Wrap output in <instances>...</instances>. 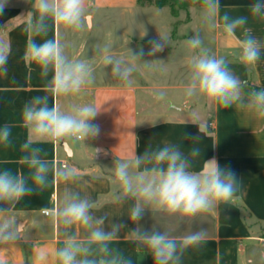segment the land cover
<instances>
[{
	"label": "crops",
	"instance_id": "0c3cea01",
	"mask_svg": "<svg viewBox=\"0 0 264 264\" xmlns=\"http://www.w3.org/2000/svg\"><path fill=\"white\" fill-rule=\"evenodd\" d=\"M99 3L113 2L98 0ZM104 1V2H103ZM134 1V0H133ZM189 14L187 22H201V0H180ZM255 0H220L219 15L246 16L245 27L264 45V19L254 17L249 6ZM34 0H7L0 13V45L9 50L7 74H0V128L7 125L11 136L7 143L0 142V170L11 169L16 174H26L27 166L22 146L29 140L30 133L23 116V109L33 97L48 96L49 106L61 110L60 95L48 91L52 78L50 71L42 77L39 66L26 59L28 45L33 40L59 41L60 26L50 28L45 37L38 38L29 28L33 19ZM214 30L215 51L224 58L233 73L245 82L244 93L253 90L252 83L264 85V48L260 59L245 64L240 59L241 31L228 35L217 24ZM64 108V106L62 107ZM201 125V130H199ZM183 136L199 137L195 142ZM116 141V139L114 140ZM124 150L117 154L97 153L87 142V152L77 154L68 139L60 142H45L39 146L44 158L50 162L49 185L36 189L22 198L13 211L18 223L26 224L24 234L13 242L0 244V264H56V250L65 241L63 226L56 217L66 189L79 192L82 197L94 202V216H107L105 231L112 224H122L118 240L112 245L130 258L132 264H155L147 249L139 245L131 235L137 227L142 232L167 231L177 240L190 233L203 230L202 241L185 249L181 264H264V117L252 110L233 105L224 108L212 103L210 111L201 116L184 117L181 113H169L160 119L137 125L127 140ZM166 143L180 144L186 153L199 147L200 156L192 159L194 171L203 170L205 163L215 159L221 168L231 169L238 177L239 188L232 199L220 203L214 210L201 213L194 218L181 220L163 211L146 209L135 223L129 219L133 201H117V188L112 182L111 168L116 158L141 155L149 146L162 147ZM70 145L71 153L67 150ZM60 145L65 156H60ZM65 163L66 166H63ZM62 169H71L74 178L65 183L56 176ZM0 207H7L0 205ZM45 210H49L46 214ZM73 231L78 238L84 232L79 226Z\"/></svg>",
	"mask_w": 264,
	"mask_h": 264
},
{
	"label": "clouds",
	"instance_id": "9594fccd",
	"mask_svg": "<svg viewBox=\"0 0 264 264\" xmlns=\"http://www.w3.org/2000/svg\"><path fill=\"white\" fill-rule=\"evenodd\" d=\"M6 3L7 0H0V13ZM33 9L29 28L38 38L47 35L50 22L52 27L63 26L72 30L90 27L86 0H34ZM219 9L220 0H201L203 23L213 28L219 23L228 35L242 30L240 59L245 64L257 62L264 45L245 27L248 17H233L227 12L221 16ZM249 9L252 16L264 19V0H255ZM151 43L149 56L162 51L166 45L161 37L159 41ZM187 47L191 53L185 85L187 97L205 98L224 108L238 105L264 117V89H253L245 94V82L233 73L224 58L216 57L203 46L198 32L188 39ZM101 51L104 53V68L111 66L112 78L125 84L131 83V76L136 70L134 62H150L141 61L143 50L139 55L128 51L131 61L111 55L109 46ZM8 54L9 50L0 45V74L3 75L8 71ZM26 59L39 66L42 77L52 72L48 91L53 95L79 93L95 79L88 60L70 59L56 39H44L42 42L33 40L28 45ZM104 75L107 73L104 72ZM164 95L161 91L155 98L160 100ZM100 111L101 107L91 104L62 111L55 105L49 106L47 95L33 97L25 104L23 116L30 138L22 150L26 153L23 159L27 173L16 174L8 168L0 170V205L7 206L0 207V244L13 242L27 229L26 224L18 223L19 217L13 211L16 204L36 189L49 185L51 166L39 145L66 139L85 143L98 137L100 128L92 121ZM10 136L11 130L7 125L0 128V142L7 143ZM183 139L195 142L199 137L183 136ZM101 151L100 148L94 149V155ZM200 154L199 147H192L186 153L180 144L166 143L162 147L149 146L141 155L135 153L130 157L116 158L114 167L110 169L112 182L117 186L115 199L133 201L129 219L137 222L150 208L181 220L191 219L230 201L238 191V177L231 169L221 168L215 159L206 162L203 170L194 171L192 159ZM56 176L68 183L74 178V173L71 169H62L56 172ZM94 207V202L82 197L79 192L65 190L56 211L65 236L64 243L55 253L56 264H132L130 258L112 247L124 225L112 224L111 230L105 231L107 216H94ZM75 226L83 230V238L77 237L73 231ZM131 235L152 255L155 264H181L185 249L202 241L203 230L190 233L182 240H177L167 231L142 232L139 227L131 231Z\"/></svg>",
	"mask_w": 264,
	"mask_h": 264
},
{
	"label": "rangeland",
	"instance_id": "374dc122",
	"mask_svg": "<svg viewBox=\"0 0 264 264\" xmlns=\"http://www.w3.org/2000/svg\"><path fill=\"white\" fill-rule=\"evenodd\" d=\"M112 1L104 4L98 0H86L90 27L72 30L60 26L59 43L65 55L72 60H88L95 77L94 82L79 93L60 95L61 110L71 111L86 104L101 107L92 121L100 128L98 137L85 143L68 139L77 154L79 147L81 152H87L86 144L90 142L94 147L90 151L100 148L103 150L100 153L115 155L118 150L125 149L137 125L169 113L179 112L184 117L201 116L212 108V103L205 98L187 97L185 85L191 55L187 41L198 32L203 46L214 53L213 27L198 19L187 22L188 10L179 3L156 6L139 4L138 0ZM160 37L166 45L162 51L149 56L151 42L159 41ZM105 46H109L111 55L129 61L128 51L139 55L143 50L141 61L150 62H134L136 70L131 83L125 84L112 78L111 66L104 68L101 50ZM161 91L165 95L157 100L155 95ZM67 150L72 151L69 144ZM65 151L60 145V156L67 158L70 165L73 158L65 156ZM261 233L264 234V229Z\"/></svg>",
	"mask_w": 264,
	"mask_h": 264
},
{
	"label": "trees",
	"instance_id": "16d2710c",
	"mask_svg": "<svg viewBox=\"0 0 264 264\" xmlns=\"http://www.w3.org/2000/svg\"><path fill=\"white\" fill-rule=\"evenodd\" d=\"M139 4H150V5H156V6H164V5H172L173 3H179L183 6H186L182 1L180 0H138ZM252 87L255 90H262L264 89V85H261L259 83H252Z\"/></svg>",
	"mask_w": 264,
	"mask_h": 264
},
{
	"label": "built area",
	"instance_id": "2783aa9c",
	"mask_svg": "<svg viewBox=\"0 0 264 264\" xmlns=\"http://www.w3.org/2000/svg\"><path fill=\"white\" fill-rule=\"evenodd\" d=\"M63 166H66L65 163H62ZM45 213L48 214L49 213V210H45Z\"/></svg>",
	"mask_w": 264,
	"mask_h": 264
}]
</instances>
